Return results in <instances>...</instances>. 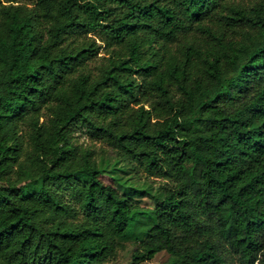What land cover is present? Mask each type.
Wrapping results in <instances>:
<instances>
[{"label":"trees","instance_id":"obj_1","mask_svg":"<svg viewBox=\"0 0 264 264\" xmlns=\"http://www.w3.org/2000/svg\"><path fill=\"white\" fill-rule=\"evenodd\" d=\"M126 240L132 264H264V0H0V264Z\"/></svg>","mask_w":264,"mask_h":264},{"label":"rangeland","instance_id":"obj_2","mask_svg":"<svg viewBox=\"0 0 264 264\" xmlns=\"http://www.w3.org/2000/svg\"><path fill=\"white\" fill-rule=\"evenodd\" d=\"M18 2H30L31 0H17ZM94 37L96 38L97 42L99 41L100 33L94 32ZM108 48L105 46L104 43L101 44L100 48L98 49L97 56L94 57L91 61L88 63V68L91 70L92 73L97 72V65L103 61V56L108 55ZM44 118V114H42L39 117V120H42ZM31 128L28 124V121H21L19 123V130L18 133L21 135V137L24 140V144H28L27 135L30 132ZM75 144H77L79 147H87L90 149L95 150L96 153H105L104 156H107V154L111 153L110 147L106 144V142L100 138H96L92 135H90L85 129L81 127H77L72 131V139ZM29 146V145H28ZM140 173V172H138ZM134 173H132L133 176ZM137 178V175H135ZM135 176H133V179H136ZM141 178L144 177V174H139ZM147 179V178H146ZM151 182L153 188H156L157 185L165 183L166 179H162L160 176H150V178L147 179ZM134 199L140 206H148L151 207L154 202L153 200L145 194L142 195H134ZM56 243L60 244L68 253L75 254L74 249V243L60 240L58 238H52ZM135 246V243L131 240L125 241V246L123 249H119L117 251V254L115 258L105 261V264H132L130 260V254ZM168 254L164 250L158 251L154 254L153 257L146 259L144 261H141L138 264H164L167 261Z\"/></svg>","mask_w":264,"mask_h":264}]
</instances>
